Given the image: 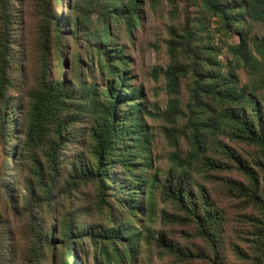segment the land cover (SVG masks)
Wrapping results in <instances>:
<instances>
[{
    "label": "trees",
    "instance_id": "trees-1",
    "mask_svg": "<svg viewBox=\"0 0 264 264\" xmlns=\"http://www.w3.org/2000/svg\"><path fill=\"white\" fill-rule=\"evenodd\" d=\"M14 1L0 0V145L4 157L0 224L7 220L1 218L3 214L23 218L28 248L19 262L55 264L57 242L58 262L70 264L75 244L87 234L107 262L132 261L134 254L141 253V243L154 244L159 252L181 263L207 260L208 264H223L225 216L206 189L208 183L221 184L227 195L234 191L254 207L250 248L255 253L254 264H264V34L256 40L243 33V26L249 28L252 23L264 27V0H197L198 24L169 32V63L163 71L166 90L176 97L180 80L188 77L191 116L189 148L182 152L174 136L165 170L151 165L150 140L143 122L144 113L150 112L144 111L140 101L142 91L127 84L124 56L110 47V23L121 21L129 32L138 21V1L73 0L64 30L51 0H35L36 67L33 83L24 91L22 115L9 97L14 76L21 74L13 29ZM213 24L212 31L224 40L232 66L225 68L218 59V47L198 41L199 35L194 38ZM233 35L238 36V43L227 41ZM66 36L65 49L72 46L70 73L62 58L61 42ZM178 50L182 61L175 57ZM82 52L89 59L93 55L99 71L107 76L103 91L84 83ZM239 68L250 75L242 85L236 73ZM173 97L166 112L179 113ZM14 115L22 126L18 141ZM228 142L250 145L258 156L248 160ZM80 147L85 149L84 157L77 152ZM231 171L246 186L225 180L222 174ZM84 184L95 186L96 204L107 223L97 226L94 234L92 228L79 223L83 208L71 206L69 201ZM15 185L21 188L20 194ZM110 195L114 200L106 201ZM158 199L167 206L159 211L160 218L190 228L201 246L194 251L182 247L164 229L155 236L151 222L157 217ZM44 209L58 214L56 225H40L38 213ZM137 215L144 217L142 231L135 226ZM6 240L0 227V264H9ZM232 251L240 259L245 257L237 245Z\"/></svg>",
    "mask_w": 264,
    "mask_h": 264
},
{
    "label": "rangeland",
    "instance_id": "rangeland-1",
    "mask_svg": "<svg viewBox=\"0 0 264 264\" xmlns=\"http://www.w3.org/2000/svg\"><path fill=\"white\" fill-rule=\"evenodd\" d=\"M125 2L126 0H120ZM137 16L138 21L136 25L128 32L121 21H112L110 23V47L114 50H120L126 61L127 77H129L127 84L133 88H139L142 91L140 101L144 102L143 122L146 125L149 136V153L152 167H158L165 170L167 167V156L172 151L171 143L174 141L173 137L177 136L178 146L182 152H186L189 148L190 124L189 118L191 113L187 105L188 101V77L182 78L179 83L177 96L173 97L167 93L166 80L163 75L169 57L167 54V41L169 39V32L175 28L180 31L186 24L192 26L193 23L198 24L197 14V0H137ZM73 3V0H51L55 18L61 23L64 30L67 29V23L71 12L68 8ZM13 10L16 13L14 18L13 29L18 43V54H20V61L17 63L21 68V74L14 76V88L9 92V97L14 99V103L19 108V114L22 115L24 110V91L33 83V76L36 67L35 45H34V30L36 25V4L35 0H15L13 2ZM215 24L199 31L197 36L203 42H207L216 46L220 50L218 59L225 66L233 65L231 55L228 53L224 40L217 36L212 29ZM197 33V32H195ZM243 33L247 39H256L264 34V27L259 23H252V26L247 28L243 26ZM69 38H66L62 43V58L66 71L71 70V44H69V51L65 49ZM229 43H238L239 38L236 35L231 36ZM72 40L70 39V43ZM249 46L250 42L248 41ZM90 55V54H89ZM180 61L181 54L178 50L175 54ZM91 60V62H90ZM82 61L85 67H81V74L83 75L84 83L92 84L98 91H103L108 83V78L104 72L99 71L96 63V58L92 55L89 59L88 54L82 52ZM91 65H90V64ZM231 63V64H230ZM93 65V66H92ZM91 66V68L89 67ZM54 71V70H53ZM52 71V72H53ZM239 77V83L242 85L248 82L250 75L242 68L236 71ZM63 73H61V78ZM66 79V78H65ZM176 100L177 110L179 113L166 112L167 102L170 98ZM20 118L14 115L13 123L16 133L14 138L18 141L21 137V121ZM164 129H168L166 132ZM229 145L234 147L238 153L246 159H251L256 154L257 150L245 143H231ZM17 145V142H14ZM18 148V147H17ZM84 155V147L78 148L77 152ZM70 154V152H69ZM84 157V156H83ZM4 157L3 149L0 145V178L2 177ZM13 163H10L11 169ZM12 175L16 178L15 172ZM115 172H112V176ZM225 180H237L242 186H246L245 180L237 175L235 171L222 174ZM206 189L211 193V197L220 208L225 216V246L223 249L222 260L223 264H254V250L250 248L254 239V223L252 222L256 211L254 207L247 203L245 198L238 196L236 192L227 195L221 184H204ZM18 194L21 193V188L14 186ZM76 196L70 197L71 206H81L84 214L79 217V223L84 228H92V233H96L97 226H105L106 220L104 213L97 207L96 189L93 184H84L79 186L75 192ZM237 195L236 197H232ZM238 197V199H237ZM114 198L110 195L106 197V201H113ZM157 201V217L151 222V226L155 236L157 232L164 229L166 234L173 241L178 242L182 247H190L194 251L197 247L202 245V242L193 236V231L190 228H179L176 225H170L169 219H161L159 211L166 209L167 206ZM106 206V205H105ZM104 206V207H105ZM113 208V207H112ZM168 208V212H172ZM40 225L49 226L57 224V213L50 214L45 209L38 213ZM2 219H7L6 223L0 224L3 235H6L5 250L9 253V264H21L19 258L24 249L27 250L26 234L24 229L23 218L12 217L10 214L1 215ZM145 223L144 217L137 215L138 227L137 231H142L140 225ZM56 232V227L53 228ZM187 233L188 235H185ZM152 234V233H151ZM240 238H239V237ZM13 246H11V244ZM57 242L54 244L55 264L58 262ZM233 245H237L245 253V257L240 259L232 251ZM141 247V253L133 255V260L126 258L122 262L104 261L103 256L99 254L97 245L95 246L90 237L85 234L75 244L73 259L70 258V264H94L96 261L99 264H208V261H192L189 263H181L175 258L167 256L165 252H159L158 248L153 244L147 247L145 244H138ZM48 253H51L50 251ZM71 256V252L69 254ZM73 260V263H72Z\"/></svg>",
    "mask_w": 264,
    "mask_h": 264
}]
</instances>
